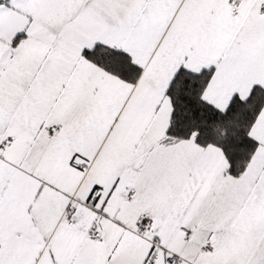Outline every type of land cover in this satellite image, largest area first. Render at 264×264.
<instances>
[{"label":"snow or ice","instance_id":"6c2138e0","mask_svg":"<svg viewBox=\"0 0 264 264\" xmlns=\"http://www.w3.org/2000/svg\"><path fill=\"white\" fill-rule=\"evenodd\" d=\"M0 264H264V0H0Z\"/></svg>","mask_w":264,"mask_h":264}]
</instances>
